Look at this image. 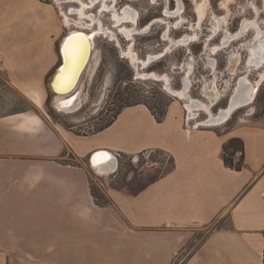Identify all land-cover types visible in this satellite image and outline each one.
Listing matches in <instances>:
<instances>
[{
	"label": "crops",
	"instance_id": "1",
	"mask_svg": "<svg viewBox=\"0 0 264 264\" xmlns=\"http://www.w3.org/2000/svg\"><path fill=\"white\" fill-rule=\"evenodd\" d=\"M52 7L0 0V76L7 83L0 92H45L65 27ZM74 15L80 19V10ZM192 103L171 102L162 122L145 104L125 107L88 137L19 104L0 112V264H260L264 122L248 117L226 129L229 116L208 117L190 130ZM199 104L192 108H205ZM235 138L244 142L241 171L224 162V146ZM25 140L33 147L23 148ZM101 150L128 157L162 151L174 166L138 194L103 183L112 204L101 207L88 174L91 155Z\"/></svg>",
	"mask_w": 264,
	"mask_h": 264
},
{
	"label": "rangeland",
	"instance_id": "2",
	"mask_svg": "<svg viewBox=\"0 0 264 264\" xmlns=\"http://www.w3.org/2000/svg\"><path fill=\"white\" fill-rule=\"evenodd\" d=\"M44 1L48 5H53L57 25L61 28L66 23L64 22V14L60 13V5L63 12L64 10L65 12L70 11V8H76L77 6V8H80L78 3L72 4L67 0H60L61 4L58 3V0ZM194 1L199 3L200 0L133 1L131 4L141 14L144 23L147 21L151 23L152 20L163 17L164 20L162 23L150 25L147 33L132 34V38L124 33L117 37H112V35L96 36V54L94 56L97 57L93 56L90 62L91 65L89 64L91 68L88 66L89 68L83 73L79 84L78 91L81 92L82 100L80 108L61 111L56 107L55 94L48 85L55 71L54 67L46 77L43 87L45 91L43 108H38L25 93L12 92L6 88L0 92V112H9L12 108L16 109L17 104H19V109L22 111L34 109L61 126L66 124L67 126H74L75 131L88 132L97 125L112 119L127 104L148 102L156 108V112H164L171 102L182 100L169 90L176 89V91L187 92L191 100H196L193 102L195 105L201 101L214 104L212 110L211 106L207 109L209 114L214 112V114L220 115L222 111L229 108L231 100L236 94L234 89L236 87L238 89L241 77L248 74L249 80L252 81L250 82L256 86L255 96L253 99L251 98L250 102L236 108L234 110L235 114L231 115L233 111L229 115V119L227 118L228 121H224L222 125L226 124V129H231L234 123L248 117L255 121L264 122V75L260 74L264 73V61L259 67L257 66L258 69L252 64L251 58L255 55L249 47L251 45L258 46L257 33L254 28H247V30L243 28L246 20L250 19L249 21H258L261 29H264V0H230L229 12L223 6V0H208V2L201 0L199 4L204 6L199 10ZM88 2L90 1L88 0ZM108 3H111L110 0ZM110 6H112V3ZM90 10L88 9V11ZM91 13H96V9L89 12V15ZM166 13H169V15ZM175 13L177 14L175 15ZM106 14L107 16H105ZM97 15L99 16V14ZM103 16H105L103 17L105 23L110 25L109 17L111 14L109 16V13H104ZM71 17L76 22H80L78 15ZM182 19L184 20L182 21ZM83 22L88 23V20L85 18ZM93 28L87 30L91 35H95L99 31L93 30ZM131 28L135 29L133 26ZM71 30L82 29L76 24L63 27L57 39V46ZM112 31L116 33V29L112 28ZM196 34L199 36L192 39L193 42L190 41L189 43L187 41L184 44H179L177 41L186 35L196 36ZM131 48L141 59L148 60L152 56L153 59L151 58L149 66L143 70L149 73L168 74L171 80L169 89L166 83L162 81L159 82L155 78L146 79L140 75V71H143L142 65L140 64L141 70L139 71L127 56V52ZM234 55L238 62L234 71H232V69L230 70L232 66L231 59ZM97 60L99 66L96 68ZM150 65L152 66L150 67ZM5 79V77L0 76V86L7 84ZM205 89H207L212 102L205 96ZM212 90H215L214 95L211 94ZM218 93L222 97L219 103L215 105ZM193 103L189 106V110ZM208 117L205 111H201L198 121L202 122ZM78 143L81 146L85 144L83 141ZM21 144L23 148L33 147L34 145L33 141L30 140L22 141ZM118 161L116 172L111 174H99L94 167H91L90 163L85 161L86 164H89L88 174L90 180L100 196L104 193L108 195L103 183L107 187L124 189L129 193L137 192L162 173L172 169V159L162 151H156L152 154L146 153L136 157L121 155ZM69 162L74 163L77 161L70 159Z\"/></svg>",
	"mask_w": 264,
	"mask_h": 264
},
{
	"label": "bare ground",
	"instance_id": "3",
	"mask_svg": "<svg viewBox=\"0 0 264 264\" xmlns=\"http://www.w3.org/2000/svg\"><path fill=\"white\" fill-rule=\"evenodd\" d=\"M59 4L60 3V0H58ZM62 1V0H61ZM66 1V0H65ZM90 2H88V0H67V2L69 3H78L81 5V9L80 10V19H83V20H80V22H77L71 17V15H74V11L75 9H70V11H66L64 10L63 12V8L59 7V9L61 10V12L64 14L65 16V20L64 22L66 23V25L69 27L71 26L72 24H76L77 26H80V28L82 30H71L70 33H68L67 35H65L62 43H61V48L63 47V53H64V57L65 59L68 61V64L66 65V69L65 71L62 73L61 75V78L59 80L56 81V86L54 87V89H52V92L53 94H55V105L58 109H60L61 111H67V110H75L77 109L80 104H81V92L78 91L79 90V87H80V80L82 78V75L83 73L85 72V70L87 68H91V66H89L94 54H96V47H95V39H96V36H101V35H112L115 36V32L112 31V28H109V27H106L105 26V22H103V14L105 12H109V15L110 13L113 15V17L115 18L116 20V26H119L120 23L122 22V20H126L129 16V14L131 13H127V11H125V13L122 15L123 17L120 18L119 15H117L116 12H114L113 8H111L112 6H110L111 3H108V0H89ZM100 1L101 2V7L103 8L100 12V15L98 16H91L89 15V12L93 11V10H90V8L93 9V7H95L96 3ZM201 1V0H200ZM200 1H198L200 3ZM232 1V0H231ZM230 0H223V6L226 8V10H228L227 12L230 11V8H229V2H231ZM196 3V1H194ZM205 2H208V0H205ZM57 3V2H56ZM199 3H196L197 4V8L198 10L204 6L203 4H199ZM67 4V3H66ZM207 4V3H206ZM74 6V5H73ZM77 6V5H76ZM78 7V6H77ZM69 8V7H68ZM75 8V7H74ZM88 9L90 11H88ZM168 10V9H167ZM181 10V9H180ZM196 11V10H195ZM209 11V10H208ZM211 12V11H210ZM214 12V11H213ZM96 14V13H95ZM167 14V13H166ZM177 13H175L176 15ZM179 14V13H178ZM169 15V13L167 14ZM180 15V14H179ZM90 18V20L92 21V23L90 21H88L89 23V27H85V29H83V24H86L83 23V21L85 20V18L87 19V17ZM182 16V14H181ZM180 16V17H181ZM170 17V16H169ZM204 18V17H203ZM180 19V18H179ZM247 19V18H246ZM167 20V19H166ZM184 19H182L183 21ZM212 20V19H211ZM250 20V19H249ZM249 20H246V22L243 24V28L247 30V28H254L256 30V33H257V45H254V46H250L249 48L251 49L252 52H254L253 54L255 55L253 58H251V62L252 64L254 65V67L257 68V66L259 67L263 61H264V29L262 30L261 27L259 26V23L258 21L256 22H253V21H249ZM67 21V22H66ZM74 21V22H72ZM181 21V20H180ZM227 21V20H226ZM260 22V21H259ZM59 23V22H58ZM98 23V27H99V31L96 32L95 35H91L87 30L88 29H92L93 26ZM166 23V22H165ZM220 23V22H219ZM221 24V23H220ZM230 24V23H229ZM65 25V27H66ZM166 25V24H165ZM170 25V24H169ZM219 25V24H218ZM264 25V24H263ZM74 26V25H73ZM72 26V27H73ZM172 26V25H171ZM170 26V27H171ZM220 26V25H219ZM262 26V25H261ZM264 27V26H263ZM88 28V29H87ZM119 29L122 31V33L124 34H127L129 35L130 33V30L123 25L121 27H119ZM93 30H96V26L93 28ZM92 30V31H93ZM193 30V29H192ZM200 30V29H199ZM198 30V31H199ZM249 30V29H248ZM91 31V32H92ZM214 31V30H213ZM246 32V31H245ZM244 32V33H245ZM248 32V31H247ZM170 33V32H169ZM75 34L76 36L77 35H80V36H83V37H86L87 39H84L82 42L79 41V40H73L72 43L68 46L69 47V54L66 55L65 54V40L68 36L70 35H73ZM227 35V34H226ZM199 36V35H198ZM197 34L196 36H191V35H186L185 37H182L181 39H178V43L181 44V43H185L187 41H189L190 43V40L192 41V39H195L198 37ZM230 36V35H229ZM244 36V34H243ZM133 36H131L132 38ZM169 37V35H168ZM167 38V36H166ZM170 38V37H169ZM227 38H230V37H227ZM98 39V38H97ZM171 39V38H170ZM169 39V40H170ZM231 39V38H230ZM173 42L176 43V41L172 40ZM171 41V42H172ZM170 42V41H169ZM193 42V41H192ZM191 42V43H192ZM88 43V52L86 54V56L84 57V54H85V47H86V44ZM64 44V45H63ZM174 44V43H173ZM178 44V45H179ZM256 44V43H255ZM176 45V44H175ZM258 47V48H257ZM247 48V49H249ZM246 49V48H245ZM240 51V50H239ZM96 56V55H95ZM94 56V57H95ZM127 56L128 58L130 59V62H132L133 66L136 68V69H139V71L141 70L140 69V66L142 65V70L146 67H148L150 61L153 59L152 56L149 57L148 60L146 59H141L138 54L136 52H134V50L131 48L128 52H127ZM165 56V55H164ZM97 57V56H96ZM236 57L235 55L232 57L231 59V68L230 70L232 69V71H234L236 65H237V62H238V59L237 58H234ZM84 58V59H83ZM152 58V59H151ZM158 59V58H157ZM99 60V59H98ZM97 60V63H96V68L97 66H99V61ZM155 62V61H154ZM157 62V60H156ZM141 64V65H140ZM152 64V63H151ZM250 64V63H249ZM91 65V64H90ZM89 66V67H88ZM94 67V68H95ZM191 68V67H189ZM258 69V68H257ZM260 70V69H259ZM91 71V70H90ZM262 74V76L264 75V73H260ZM140 75L143 77V78H146V79H149V78H155L157 81L159 82H163V83H166L167 85V88L169 89V85H170V76L168 74H158L157 72H152V73H149V72H146V71H140ZM263 78V77H262ZM251 80H249V75H244L241 77L240 79V82H239V87L238 89H234L236 92V94L233 96L232 100H231V104L229 106V108L227 110H224L222 111V113L220 115H217V114H214L213 113H210L208 112V110L206 109H209V107L211 106V110L212 108L214 107V104H211V103H206V101H201L200 102V106H204L205 108L203 107H199V108H192L190 109V111H195L194 112V115L196 116V118H192L193 120H196V122H199L197 119H199L200 117V114H201V111H205L208 116H209V121H210V117L216 119L217 121H221V120H225L236 108L246 104L247 102H250L251 98L253 99V97L255 96V93H256V86L253 84L252 85V81L250 82ZM254 83V82H253ZM171 93H173L174 95H176L177 97H180L181 99H184L187 100L188 102H193V100H191L190 96H188V93L187 92H184V91H176V89H169ZM216 90V89H215ZM215 90H212L211 94L214 95L215 94ZM205 96H207L209 99H210V102L211 101V97L209 96L208 92H207V89H205ZM176 93V94H175ZM26 95L33 101V103L38 107V108H43V103H44V92L40 89V88H32L31 90L27 91L26 92ZM80 108V107H79ZM201 110V111H200ZM199 111V112H198ZM24 116V115H23ZM194 117V116H193ZM27 118V117H25ZM28 119V118H27ZM30 121V119L28 120ZM31 121L34 123V121L36 123H40L38 120H32ZM207 119H205L204 121L202 122H199L200 125H205ZM102 152L100 153H108L109 156L111 157L110 160L108 161H104V162H100L98 160V163L97 165L94 167L95 171L99 174H108V173H114L116 172L117 170V166H118V160L116 157H114L110 152L106 151V150H101ZM97 152V151H96ZM94 152V153H96ZM93 153V154H94ZM92 154V155H93ZM91 155V157H92ZM96 156V155H95ZM90 157V159H91ZM91 165V164H90Z\"/></svg>",
	"mask_w": 264,
	"mask_h": 264
},
{
	"label": "trees",
	"instance_id": "4",
	"mask_svg": "<svg viewBox=\"0 0 264 264\" xmlns=\"http://www.w3.org/2000/svg\"><path fill=\"white\" fill-rule=\"evenodd\" d=\"M137 104H145L150 109V111L155 116V118H156V120L158 122H162L165 119V117H166L167 109L164 112L158 113V112H156V108L152 107L148 102H136V103L125 105L123 108H121L112 117V119H110L109 121H107V122H105L103 124L97 125L93 130H90L88 132H82V130L75 131V127L74 126H67L66 124H64V125L62 124V125L66 129H68L69 131H72L75 135L80 136V137H88V136L96 135V134L106 130L107 128H109L115 122V120L118 118V116L120 115V113L122 112V110L125 107H129V106H133V105H137ZM224 162H225V164L228 167L232 168L233 170L241 171L243 169V167H244V142L241 139H239V138L231 139L224 146ZM173 166H174V162L172 160V168H173ZM159 177H157L154 180L150 181L147 185L155 182ZM146 186H144L143 188H141L137 192H132V194H138ZM90 188H91L92 196L94 197L95 202L99 206L105 207V206H109L110 204H112V200L109 198L108 195H106L104 193L102 196H100L96 192V189H95L94 185L92 184L91 180H90Z\"/></svg>",
	"mask_w": 264,
	"mask_h": 264
},
{
	"label": "flooded vegetation",
	"instance_id": "5",
	"mask_svg": "<svg viewBox=\"0 0 264 264\" xmlns=\"http://www.w3.org/2000/svg\"><path fill=\"white\" fill-rule=\"evenodd\" d=\"M133 1H135V0H110V2L112 3V7L111 8H113V10H114V12H116L117 13V15H119L120 16V18L121 17H123L122 15L125 13V11H127V13H131V14H129V16H128V18L126 19V20H122V22L120 23V25L119 26H116V20H115V18L113 17V15L111 14V16L109 17V19H110V25H108V24H106L105 23V26L106 27H111V28H114V29H116V33H115V36L117 37L118 35H122L123 33H122V31L119 29V27H121L122 25H123V27L124 26H126L129 30H130V33H129V35H127V34H125V35H127L128 37H130L132 34H138V35H141V34H143L144 32L145 33H147V31H149V26L151 25H153V24H155V23H162L163 22V20H164V17L163 18H157V19H154V20H152V22L150 23V22H143L142 21V17H141V14L138 12V10H136L134 7H133V5L131 4ZM136 1H138V0H136ZM147 1V0H146ZM108 2H109V0H108ZM79 6H80V8H70V9H75V11H77V10H79V9H81V5L80 4H78ZM101 2L100 1H98L97 3H96V5H95V7H93V9L92 8H90L91 10H94V9H96V14L95 13H91L90 15H92L93 17L96 15L97 16V14H99L100 15V12H101V10L103 9L102 7H101ZM105 13H109V12H105ZM105 16H107V14L105 15ZM105 16H103V17H105ZM163 16H164V14H163ZM87 20L88 21H90L91 23H92V21L90 20V18H87ZM103 22H105L104 20H103ZM83 23H85V22H83ZM150 23V24H149ZM98 25V23H96V26ZM89 26V24L88 23H86V24H83V26H81V27H83V29H85V27H88ZM95 26V25H94ZM131 26H133V27H135V29H132L131 28ZM80 27V26H79ZM88 29V28H87ZM98 29H99V27H98ZM98 29H96V31H98ZM135 30V31H134ZM111 35V34H110ZM163 39V38H162ZM115 40V39H114ZM191 41V40H190ZM157 63H158V61H157ZM153 65V64H152ZM152 65H150V67L152 66ZM149 67V68H150ZM148 68V69H149ZM155 71H157V69H155Z\"/></svg>",
	"mask_w": 264,
	"mask_h": 264
},
{
	"label": "water",
	"instance_id": "6",
	"mask_svg": "<svg viewBox=\"0 0 264 264\" xmlns=\"http://www.w3.org/2000/svg\"><path fill=\"white\" fill-rule=\"evenodd\" d=\"M70 36H76L75 34H73V35H70ZM69 37V36H68ZM68 37L66 38V40H65V42L68 40ZM65 42H64V44H65ZM63 44V45H64ZM59 52H60V61H59V63H58V65H57V67H56V70L54 71V73L52 74V76H51V78H50V81H49V88H50V90L52 91V89H54V87L56 86V81L57 80H59L60 78H61V75H62V73L65 71V69H66V65L68 64V61L65 59V57H64V53H63V47L61 48L60 46H59ZM87 52H88V43L86 44V47H85V54H84V57L86 56V54H87ZM84 59V58H83ZM100 152H102V151H98V152H96V153H94L93 155H92V157L93 156H95V155H97V154H99ZM111 153V152H110ZM113 156H114V154L113 153H111ZM92 157H91V159H90V164H91V167H93V165H92ZM115 157V156H114Z\"/></svg>",
	"mask_w": 264,
	"mask_h": 264
},
{
	"label": "snow or ice",
	"instance_id": "7",
	"mask_svg": "<svg viewBox=\"0 0 264 264\" xmlns=\"http://www.w3.org/2000/svg\"><path fill=\"white\" fill-rule=\"evenodd\" d=\"M84 39H87L86 37L77 35V36H69L68 40L65 42V54L68 55L69 54V45L72 43L73 40H79V41H83ZM111 157L109 156L108 153L104 152V153H99L96 156L92 157V165L95 167L98 163V160L100 162H104V161H108L110 160Z\"/></svg>",
	"mask_w": 264,
	"mask_h": 264
},
{
	"label": "built area",
	"instance_id": "8",
	"mask_svg": "<svg viewBox=\"0 0 264 264\" xmlns=\"http://www.w3.org/2000/svg\"><path fill=\"white\" fill-rule=\"evenodd\" d=\"M185 122H186V127L190 130H197L201 126L199 122L192 120L189 117V115H186ZM114 156L117 158V160L119 157L121 158V154H116ZM118 164H119V161H118ZM260 264H264V253L261 256V263Z\"/></svg>",
	"mask_w": 264,
	"mask_h": 264
}]
</instances>
